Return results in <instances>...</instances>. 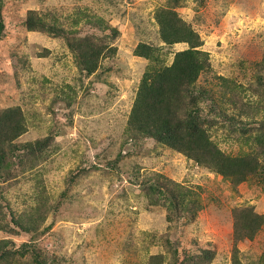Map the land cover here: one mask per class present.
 Segmentation results:
<instances>
[{
    "label": "rangeland",
    "instance_id": "1",
    "mask_svg": "<svg viewBox=\"0 0 264 264\" xmlns=\"http://www.w3.org/2000/svg\"><path fill=\"white\" fill-rule=\"evenodd\" d=\"M162 12L204 53L181 112L197 99L213 146L252 162L244 181L129 127L146 69L190 48L162 39ZM0 14V121L18 111L25 130L3 146L0 264H264V0H0Z\"/></svg>",
    "mask_w": 264,
    "mask_h": 264
},
{
    "label": "trees",
    "instance_id": "2",
    "mask_svg": "<svg viewBox=\"0 0 264 264\" xmlns=\"http://www.w3.org/2000/svg\"><path fill=\"white\" fill-rule=\"evenodd\" d=\"M162 39L168 44L186 42L190 48L175 54L170 66L155 68L150 66L143 73L138 86L129 117V127L135 132L152 138L170 148L188 154L197 162L207 165L222 176L241 182L249 173L252 162L243 158L225 156L213 146L207 136L204 120L200 111L192 109L197 103L193 96L183 112L180 108L183 102L182 92L197 81L205 67L203 52L197 50L198 39L194 32L178 27L172 18L158 14ZM28 27L32 28L34 21L27 19ZM4 26L0 14V35ZM136 55L152 59L151 50L145 45H138ZM186 91V90H185ZM186 103V102H185ZM186 106V104H185ZM8 115L5 122L0 121V179L1 172L8 168L4 145L12 146L11 141L22 134L24 130L22 118L18 111L5 112ZM160 195V193H159ZM253 229L247 234L251 237L261 224L258 216L252 217ZM250 229V226H247Z\"/></svg>",
    "mask_w": 264,
    "mask_h": 264
}]
</instances>
